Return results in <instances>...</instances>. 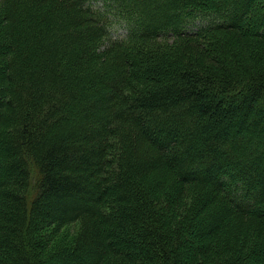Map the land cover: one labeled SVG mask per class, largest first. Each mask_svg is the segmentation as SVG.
<instances>
[{
	"label": "trees",
	"instance_id": "16d2710c",
	"mask_svg": "<svg viewBox=\"0 0 264 264\" xmlns=\"http://www.w3.org/2000/svg\"><path fill=\"white\" fill-rule=\"evenodd\" d=\"M0 264H264V0H0Z\"/></svg>",
	"mask_w": 264,
	"mask_h": 264
},
{
	"label": "rangeland",
	"instance_id": "374dc122",
	"mask_svg": "<svg viewBox=\"0 0 264 264\" xmlns=\"http://www.w3.org/2000/svg\"><path fill=\"white\" fill-rule=\"evenodd\" d=\"M126 34V29L124 25L120 22H114L111 27V35L113 37H122ZM76 228V225H73L70 227V230H74Z\"/></svg>",
	"mask_w": 264,
	"mask_h": 264
}]
</instances>
